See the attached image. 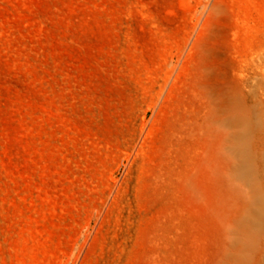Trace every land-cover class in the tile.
<instances>
[{"label":"rangeland","instance_id":"obj_1","mask_svg":"<svg viewBox=\"0 0 264 264\" xmlns=\"http://www.w3.org/2000/svg\"><path fill=\"white\" fill-rule=\"evenodd\" d=\"M261 93L264 0H0V264H264L222 156L240 102L264 189Z\"/></svg>","mask_w":264,"mask_h":264},{"label":"bare ground","instance_id":"obj_2","mask_svg":"<svg viewBox=\"0 0 264 264\" xmlns=\"http://www.w3.org/2000/svg\"><path fill=\"white\" fill-rule=\"evenodd\" d=\"M230 108L225 111L222 119L224 177L227 185L236 193L238 181L246 186L245 196L241 194L245 201L242 199L239 206L237 226L242 235L249 236L264 226V189L259 166V150L263 142H260L258 136L261 125L258 120L256 122L252 111L240 102ZM230 126L239 129L234 137H230Z\"/></svg>","mask_w":264,"mask_h":264}]
</instances>
